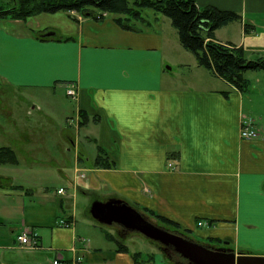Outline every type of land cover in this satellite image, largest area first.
Returning a JSON list of instances; mask_svg holds the SVG:
<instances>
[{"label": "crops", "instance_id": "crops-1", "mask_svg": "<svg viewBox=\"0 0 264 264\" xmlns=\"http://www.w3.org/2000/svg\"><path fill=\"white\" fill-rule=\"evenodd\" d=\"M195 1L241 15L217 40L264 47V0ZM143 10L136 29L104 13L74 18L72 35L37 32L31 17L0 20V84L36 89L33 108L47 120L20 126L18 112L0 113V264H51L58 252L84 264H180L132 249L111 229L123 226L97 220L92 204L113 198L200 243L264 255V83L240 90ZM246 118L259 137L242 139ZM25 228L41 247L19 245Z\"/></svg>", "mask_w": 264, "mask_h": 264}, {"label": "trees", "instance_id": "trees-1", "mask_svg": "<svg viewBox=\"0 0 264 264\" xmlns=\"http://www.w3.org/2000/svg\"><path fill=\"white\" fill-rule=\"evenodd\" d=\"M144 8H152L168 16L182 46L196 56L198 63L240 90L249 85L244 77L247 71L264 69V56L249 59L242 46L216 38V29L241 20V15L215 7L201 8L195 0H12L9 4L0 3V20H26L36 13L59 11H77L100 20L104 17L103 13H112L122 14L115 18V22L130 30L136 29L130 22L142 19L141 9ZM251 29L255 30L250 23H246L245 33H251ZM157 217L162 224L172 227L164 226L166 229L179 231L170 220Z\"/></svg>", "mask_w": 264, "mask_h": 264}, {"label": "rangeland", "instance_id": "rangeland-1", "mask_svg": "<svg viewBox=\"0 0 264 264\" xmlns=\"http://www.w3.org/2000/svg\"><path fill=\"white\" fill-rule=\"evenodd\" d=\"M8 1L10 0H0V3L4 4H9ZM133 2L134 0H130ZM99 12V11H98ZM153 13L159 14L160 18L162 19L158 24H161V28L165 31H176L175 27L172 24L171 19L163 14L160 11H157L152 8H144L143 14L147 17H149L150 20L153 19ZM100 14V13H99ZM104 15V13H103ZM78 16L84 17V15L81 12L77 11H59L56 13H36L30 16L31 18L29 19L30 24L33 27V30L39 32L44 29L46 26H53L56 27L61 33H65L67 35H72L74 34L78 29V25L75 22L74 18L78 19ZM91 16V15H90ZM125 16V15H123ZM29 18V17H28ZM11 20H20L18 18H10ZM165 19L166 21H163ZM1 22V21H0ZM136 25L134 22H130V24ZM261 24L264 27V21L261 22ZM254 27V25H252ZM256 29V28H255ZM218 29H216L215 34ZM251 31H253L251 29ZM219 33H223V31H220ZM218 33V34H219ZM247 56L249 59L255 60L258 59L261 56H264V47L260 48H253V50L248 51L247 50ZM244 77L248 80L250 83V86H255V85H260L264 83V69L261 70H249L244 74ZM251 89V88H250ZM36 89L30 88L27 86H17L12 88L11 86H5L4 84H0V113L3 111H11L14 110L15 112H18V117H19V125H25L28 121H43V123H46L47 120L43 119L42 113L39 112L36 108H33V104L38 105L37 100L38 98H35V96L32 94L33 91ZM61 91V95L57 96L55 98L56 103H60V97L64 96L63 90ZM250 93H255L254 91H251ZM65 98V96H64ZM68 98V97H67ZM69 99V98H68ZM41 104H44V102L41 100ZM72 103V102H71ZM40 104V105H41ZM29 110H32L28 113ZM47 113L48 110H45ZM56 121H61V118L57 116H53ZM5 119V118H4ZM48 119V118H47ZM35 121V122H36ZM10 121L5 119L4 122H2L3 125H11L9 124ZM26 137V136H25ZM23 138V141L25 139ZM152 222L156 223L159 225V222H162L159 218H155L150 216V219ZM111 229L115 232L117 236L116 229L122 234V237L127 238V242L131 245L132 249H139L145 252L148 251H153V250H159L164 257H169V259H172L176 262H179L181 264L183 263H189V261L183 259L173 248L169 249H163L157 245V242H154L153 240L147 238L145 235L142 233L136 232L134 230H123L120 229L119 225L115 224L112 225ZM119 235V234H118ZM123 238V239H124ZM223 246V245H219ZM23 247V246H21ZM227 247V246H226ZM26 248V247H23ZM28 249V248H26ZM35 249V248H34Z\"/></svg>", "mask_w": 264, "mask_h": 264}, {"label": "water", "instance_id": "water-1", "mask_svg": "<svg viewBox=\"0 0 264 264\" xmlns=\"http://www.w3.org/2000/svg\"><path fill=\"white\" fill-rule=\"evenodd\" d=\"M91 213L102 223L114 222L142 233L165 247L173 248L190 264H264V255L236 252L233 248L202 244L192 238L166 229L149 220L140 210L121 199L96 201Z\"/></svg>", "mask_w": 264, "mask_h": 264}, {"label": "built area", "instance_id": "built-area-1", "mask_svg": "<svg viewBox=\"0 0 264 264\" xmlns=\"http://www.w3.org/2000/svg\"><path fill=\"white\" fill-rule=\"evenodd\" d=\"M68 95L71 97H76L78 94L77 89L75 88L74 85H71L67 89ZM260 135V130L252 118L244 119L241 124L240 128V136L242 139L245 140H251ZM60 192H63V189L59 190ZM205 223L203 221H199V225H204ZM18 241L20 242V245L26 248L34 249V248H39V240H38V233L31 230V229H24L22 230L18 236ZM52 264H84L82 257L77 256L76 258L72 260H64L61 258L60 254L59 256L55 257L52 260Z\"/></svg>", "mask_w": 264, "mask_h": 264}, {"label": "flooded vegetation", "instance_id": "flooded-vegetation-1", "mask_svg": "<svg viewBox=\"0 0 264 264\" xmlns=\"http://www.w3.org/2000/svg\"><path fill=\"white\" fill-rule=\"evenodd\" d=\"M124 229V228H123ZM129 230V229H128ZM157 245L161 248V250H165L166 249V247L164 246V245H162V244H160V243H158L157 242ZM168 249V248H167ZM184 259V258H183ZM181 264V263H180ZM183 264H190V263H183Z\"/></svg>", "mask_w": 264, "mask_h": 264}]
</instances>
